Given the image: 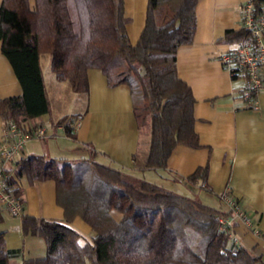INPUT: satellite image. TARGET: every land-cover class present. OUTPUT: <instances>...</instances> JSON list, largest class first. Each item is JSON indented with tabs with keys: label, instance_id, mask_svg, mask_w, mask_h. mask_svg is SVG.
<instances>
[{
	"label": "trees",
	"instance_id": "obj_1",
	"mask_svg": "<svg viewBox=\"0 0 264 264\" xmlns=\"http://www.w3.org/2000/svg\"><path fill=\"white\" fill-rule=\"evenodd\" d=\"M197 3L148 0L144 30L133 43L125 0H3L2 51L23 94L0 98V116L23 123L49 111L40 64L41 54L49 52L57 78L69 80L75 91L88 90L92 67L104 72L110 86L129 85L138 125L151 126L140 166L167 167L177 145L200 146L195 97L177 64L178 47L194 40ZM247 36L242 26L228 30L225 38L238 42ZM206 172L198 168L189 179ZM15 174L30 182L54 179L64 209L63 220L22 215L24 234L41 236L47 245L45 256L23 264H254L260 259L221 230L218 216L228 211L92 156L68 160L32 153L16 162ZM11 180L21 195L17 180ZM2 213L0 207V221ZM77 216L91 226V239L72 225ZM13 255L0 232V264H10Z\"/></svg>",
	"mask_w": 264,
	"mask_h": 264
},
{
	"label": "crops",
	"instance_id": "obj_2",
	"mask_svg": "<svg viewBox=\"0 0 264 264\" xmlns=\"http://www.w3.org/2000/svg\"><path fill=\"white\" fill-rule=\"evenodd\" d=\"M247 1L198 0L194 40L178 47L179 75L191 86L195 97L194 128L200 146L177 145L165 168L141 167L149 150L150 133L144 134L138 125L130 86H110L104 72L92 67L88 69V90L75 91L69 80L57 78L52 54L45 52L48 54H41L40 64L50 107L33 122L44 125L47 136L30 140L27 155L45 154L68 160L92 156L132 176L196 196L224 212L228 208L220 195L230 188L250 210L254 222L253 230L236 224L239 243L260 257L254 264H264V88L258 94L259 109L249 107L241 97L243 78L232 76L221 62V54L237 43L225 37L228 30L242 27ZM147 9L148 0H125L127 31L133 43L144 30ZM21 94L22 84L0 40V98ZM79 113L84 116L81 125L67 131L60 120ZM3 124L0 116V129ZM9 166L15 174L16 162ZM202 167L207 170L205 177L189 179ZM16 178L22 190L24 214L64 219L54 179L30 182L26 176ZM2 215L0 232H5L6 245L14 251L10 264L45 256L43 237L24 234L22 217L6 210ZM113 215L121 218L118 212ZM72 225L86 238L93 237L91 226L82 217L77 216Z\"/></svg>",
	"mask_w": 264,
	"mask_h": 264
},
{
	"label": "built area",
	"instance_id": "obj_3",
	"mask_svg": "<svg viewBox=\"0 0 264 264\" xmlns=\"http://www.w3.org/2000/svg\"><path fill=\"white\" fill-rule=\"evenodd\" d=\"M242 26L249 32V36L238 41L231 50L222 53L221 62L232 76L243 78L242 99L249 107L259 109L258 94L264 88V0H260L258 5L254 0L245 3ZM83 118L81 113L68 115L62 125L74 130L81 125ZM46 136L47 128L33 121L19 123L9 119L4 121L0 129V207L11 215L22 217L24 204L21 195L16 193V183L11 178H17L9 165L28 156L26 145L30 140ZM220 196L228 213L218 216L219 226L239 246V237L234 228L240 223L253 230L252 213L230 188Z\"/></svg>",
	"mask_w": 264,
	"mask_h": 264
},
{
	"label": "rangeland",
	"instance_id": "obj_4",
	"mask_svg": "<svg viewBox=\"0 0 264 264\" xmlns=\"http://www.w3.org/2000/svg\"><path fill=\"white\" fill-rule=\"evenodd\" d=\"M45 54H48V53H45ZM143 128V132H144V134H148V133H150V131H151V126H150V124H147V125H145L144 127H142ZM69 160H77V159H69ZM184 195H186V194H184ZM188 196H190V197H193V198H197L196 196H192V195H188ZM83 232H85L84 230H83ZM84 234V233H83ZM85 236V235H84Z\"/></svg>",
	"mask_w": 264,
	"mask_h": 264
}]
</instances>
